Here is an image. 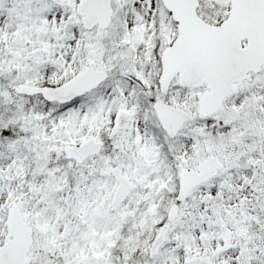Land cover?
Masks as SVG:
<instances>
[{"label": "snow or ice", "instance_id": "1", "mask_svg": "<svg viewBox=\"0 0 264 264\" xmlns=\"http://www.w3.org/2000/svg\"><path fill=\"white\" fill-rule=\"evenodd\" d=\"M0 264H264V0H0Z\"/></svg>", "mask_w": 264, "mask_h": 264}]
</instances>
